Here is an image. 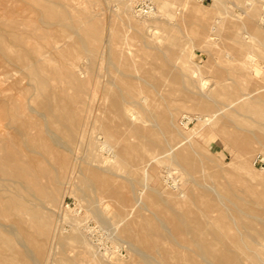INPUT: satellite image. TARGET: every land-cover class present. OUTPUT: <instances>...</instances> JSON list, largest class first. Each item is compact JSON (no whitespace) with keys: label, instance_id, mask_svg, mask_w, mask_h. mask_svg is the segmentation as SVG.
Masks as SVG:
<instances>
[{"label":"rangeland","instance_id":"rangeland-1","mask_svg":"<svg viewBox=\"0 0 264 264\" xmlns=\"http://www.w3.org/2000/svg\"><path fill=\"white\" fill-rule=\"evenodd\" d=\"M39 1L38 6L33 0H21L10 18L19 20L21 16L17 9L23 5L28 9L23 17L27 18L28 24L38 26L39 33L52 27L55 29L53 25L48 26L44 18V6L48 0ZM55 1L60 3V10L72 18L64 19L59 25L62 29L58 26L70 53L67 58L59 57V63L64 67L71 58L77 59L80 73L77 77L85 86L81 90L75 88L66 75L65 81L53 80L51 85L59 86L67 98L80 94L76 111L86 119V125L73 127L72 137L64 134L58 122L51 126L48 137L51 135L49 142L56 154H45L37 147V141L28 143L24 135L19 136L21 151L25 154L21 164L29 165L28 158L32 155L42 161L47 172L41 175L38 189L33 188L38 172L36 165L30 167L28 179L24 178L27 181L22 184L18 179L24 174L19 178L13 176L17 181L10 180L8 175H0V195H19L28 208L20 212L11 210L0 217L4 225L2 229L11 237L15 248L11 249V245L8 252L17 257V262L58 264L61 260H68L69 264H102L105 257L109 264H143L142 253L147 249L140 239L148 229L142 225L140 214L162 226L160 232L165 236H154L156 241L174 239L173 200H184L187 194L189 201L193 197H205V201L218 203V208L210 213L219 220V225L226 224L229 232L246 230L253 224L261 227L264 223V194L257 190L264 185V0H154L156 11L149 16L135 11L136 0H130L131 10H124L121 0ZM2 14L0 10V17ZM70 32H74L73 37ZM36 42L44 44L43 39L36 38ZM22 75L16 72L6 82L7 77L3 76L0 85L5 87L12 78ZM30 82L35 83L25 78L23 85ZM128 83L135 87V92L127 91ZM118 88L127 100V114L133 119L130 122L143 127L149 135L151 132L157 134L156 141L163 147L170 140H182V146L185 142H195L197 153L189 167L172 163L168 158L162 161L171 150L155 157L148 148L144 149L145 152L141 150L140 159L122 157L116 139L98 132L99 117L104 115L98 109L102 92L117 91ZM200 92H204L210 104L204 110L197 106ZM9 93L15 94L21 102H29L30 108L35 106L31 113L51 125L52 117L48 114L43 118L40 114L43 113L38 104L41 93L32 98L29 94H20L17 89ZM91 93L95 97L93 101ZM2 98L0 133L15 135L16 130L10 123L11 105L2 106ZM246 101L253 105L244 113L239 106ZM106 102L109 103L110 99ZM166 111L174 113L173 122L179 132L175 137L167 130ZM240 111L244 113L241 117L250 120L248 127L260 140L248 155L213 126V122L220 120L227 128H233L235 120L228 113ZM212 112L217 114L214 120L204 125L196 118ZM108 114L112 125L122 123L123 116L119 111L112 108ZM170 127L174 128L172 124ZM132 140L141 142L134 136ZM5 141L0 144L14 147L15 141L9 142L10 138ZM64 153L68 154L72 166L65 171L61 157ZM95 165L126 178L119 177L120 181L131 179L135 184L134 194L123 208L118 199L109 197L110 193H106L98 180L87 178V168ZM138 167L144 168L145 174ZM9 170L12 172L13 168ZM59 171L62 173L57 176ZM222 215L226 217L223 221L219 219ZM249 215H256L259 219L249 222ZM126 228L135 236L130 237ZM189 236L192 238L191 234ZM258 241L257 245L264 253V236ZM201 254L195 248L187 251L196 264L219 263L220 252L216 246L212 253L205 251V259Z\"/></svg>","mask_w":264,"mask_h":264},{"label":"bare ground","instance_id":"bare-ground-1","mask_svg":"<svg viewBox=\"0 0 264 264\" xmlns=\"http://www.w3.org/2000/svg\"><path fill=\"white\" fill-rule=\"evenodd\" d=\"M20 1L21 0H0V10L3 13L2 17H0V82H2L1 78H3V76L7 77L4 80L6 82L16 72H21L23 74L22 77L16 79L12 78L10 84L5 87L0 85V96H1L0 98H2V95L4 94L3 95L4 99L2 98L3 101L1 102V105L2 106H7L8 104L11 105L10 108L12 111H10L11 112L10 123L11 126L16 130L15 135L12 133L7 135H3L2 133H0V141L4 142L6 139L9 138H10L9 142H11V140L15 141V143L13 142L14 143L13 148L6 145L3 146L2 144H0V175L1 174L8 175V178L10 177V180L13 179L17 181L16 180L17 178L15 179L14 177L19 178L21 174H24L21 175L20 180L18 179V182L22 184V182L27 181L24 180V178L28 179L27 177L30 174L29 172L30 167L36 165L38 172L36 170L37 175L35 177L36 181L35 184L33 185V188L38 189L41 187L40 177L41 175H43V172L46 171V168L44 167L41 160H39L38 158L32 155L29 156L28 158L30 160L29 165L25 166L21 164L22 163L21 160L23 159L25 154L21 151V143H20L21 140L19 139V136L24 135L27 138L28 143L37 141L38 142L37 147L40 150H42L45 154H51V153L56 154L57 151H55L53 144L49 142V137L51 135L48 137V130L50 129V127L54 126V124L58 122L61 125L60 128L62 129L64 134H67L70 137H72L74 135L73 127L85 126L86 119L80 117L76 111V104L81 99L80 94L76 96H71L68 94L69 98H67L66 94H64L60 90L59 86L51 85V81L54 80L58 83L63 82L65 81L64 75H66L68 80L74 84V87L78 88L79 90H81L85 86V83L83 81H80L79 78L77 77L79 73L77 70L78 69L77 67L79 66L77 59L71 58L69 63L66 64L64 67L61 66L62 64L59 63V57L70 54L68 43L66 45H64L65 43H63L64 34L62 36L60 35L61 32L60 33L58 32V30L60 29L59 27H61L59 25L63 23L66 17H68L69 19L72 18H70L69 15L66 14L67 12L65 13V11L63 12L62 10H60L59 2L55 0H48V3L45 4L44 6V18H46L45 20L48 22L49 24L48 26L51 27L53 25L56 28L53 29L52 27V29L50 28L45 32L39 33L40 28L38 26H32L28 24L27 18L23 17V15H25L23 13L26 10H28L27 7L22 5L19 7V9H17L20 12V16H21L19 17L20 18L19 20L18 19L13 20L12 18H10L9 15L15 14L16 12L15 6ZM33 1L36 5L38 6L40 5L39 0H33ZM121 3L124 10L125 8L131 10L132 3L130 2V0H121ZM62 28L63 27H61V29ZM73 33L71 35L72 37L74 35ZM68 36L70 37V35ZM88 37H90V35ZM262 37L264 38V34H262ZM36 38L43 39L44 44L37 43ZM66 42H68V38ZM79 42L82 43L83 39L81 41L79 40ZM119 53L121 54L122 50ZM118 54H116V57ZM124 60L125 59H123V61ZM193 72H195V70ZM198 72L199 71H197V75H199ZM25 78L27 80L29 78L35 83L31 84L30 82V84L25 83L26 85H23V81L25 80ZM128 84L129 85H127V91L135 92L136 90L135 87L133 85H130V83ZM48 87L51 88L49 92L46 93L45 91L46 94L44 95L43 91L46 90ZM15 89H17L20 94L24 93L25 96L29 94L31 98L33 97V95L35 97H38L41 93L42 98L40 97L38 104L40 109L43 111V113L40 114L43 115V118H45L46 115L49 114L52 117L51 125L45 123V121H42L39 116L38 118L36 115H34V113H31V108L34 112L35 106L30 108L29 102L26 101L21 102L19 97L15 98L16 97L15 94L13 95L9 93ZM118 89L119 90L117 91L106 90L102 92V97H101L102 101L98 109L100 113L103 112L104 115L99 117V120L101 119L100 120L101 124L100 126H98V132L102 134H106L108 138L116 139V142L119 143L120 145L119 146L120 148L118 147L119 148L118 153L122 157L127 156V157H132L133 159H138L141 150L144 151V149H148V148L151 150L152 154L155 157H157L158 154L165 153L168 150H171V153L169 152L170 155L167 156L162 161H166V159L168 158V160L172 163L184 164L185 166L189 167L192 164L194 154L197 153L195 152V142L193 141H190L189 143L185 142V145L182 146L181 144L184 141L182 142V140H180L178 142H174L170 140L168 141L167 145L163 147L161 143H158L156 141L159 137L157 134L151 132L149 135L147 134L148 133L147 130L145 131L143 127L132 124L130 122L133 119L131 116H129V114H127L128 107L125 103L127 100L125 99V97H123L125 96L124 94L122 96L120 88ZM198 90L200 91V88ZM201 94H199L201 97L199 98V102L197 103V106L201 110H204L205 108H208L210 104L206 100V95H204V92L202 95ZM57 95L59 96V98ZM92 95L93 94L91 93L90 94L91 101H93L95 98ZM108 99H110L109 103L106 102ZM252 105H253L252 102L246 101L239 106L240 107L239 109L243 110L244 113H247L248 112L247 109L251 108ZM112 108L119 111L123 116V121L119 125L118 124L112 125L110 123L112 119L108 113ZM241 112L242 111L237 113L241 114ZM237 113L236 112L228 113V115L232 116L235 120L234 121L235 125L233 126V128H227L225 126L224 121L220 122V120H216L215 122H213V126L214 129H217L219 133H221L223 136H225L227 139L233 142V144H235L237 147H239L240 150L245 155H248L253 151L256 142L260 140L259 138L257 140V136L255 135V132L248 127L249 124H251L250 120L248 118L241 117L244 115V113H242L241 115H237ZM216 115H217L216 113L212 112V114L206 113L204 115H199L196 118L200 123H202V125H204L205 123L213 121ZM164 118H166V121L168 122L167 123L168 132L172 135V137H175L176 134H178L179 132L176 131L177 129H175V124L173 122L174 120L173 111H166ZM190 119H192V117ZM169 123L172 124L174 128H171ZM217 125L219 126L218 128L216 127ZM136 133H139V135L137 136ZM133 136L139 138L141 142H133L132 140ZM101 144H103V142ZM1 151H3L2 154ZM61 157L63 162L62 163L63 170L64 171L67 169L69 170V168H71L72 166L70 165V161H69L70 159L68 154L64 153ZM77 166H79V164ZM9 168H13V171L10 172ZM138 168H140V170L143 171V173L145 174L144 168L143 170L141 169V167ZM59 170H61V166ZM71 171H73V169L70 170V172ZM56 173L57 176H60L62 172L59 171ZM87 174H88L87 178L92 177L98 180L100 186L105 189L106 193L108 194L110 193L109 197L112 196L118 199L121 208H123L125 203L130 199L132 193L134 194L135 184L133 183V181H131V179L125 182L120 181L118 178L122 176L116 174L113 170L111 171L104 170V168H99L98 166L89 167L87 168ZM25 186H27V183ZM263 190H264V185L263 188L261 190H257V192L261 193L262 191V194H264ZM188 196L189 195L187 194V197L184 200H179V199L177 200L175 198L173 200L174 210H173L172 219L174 221V226H173L174 239H164V240L156 241V238L154 236L156 235L165 236L164 232H160L162 226L160 225V223L158 224L153 219L147 218L143 214H140V220L142 222V225L148 229V233L141 235L142 238L140 239V241L143 244H145L147 249L146 253L141 251L143 252L142 253L143 256L141 255L144 259L143 264H196L193 262L192 257L187 255L188 250L192 248L198 249L205 256V251L212 253L215 249V246L220 252V254L217 257V260L219 262L218 264H264V256H263L264 253L262 251V248H260L257 245V242L259 243L258 239L264 236V223H262L261 227H257L258 225L256 226L255 224H253L250 227H248L246 230H241L239 232H229L226 230L225 227L226 224L219 225L218 224L219 220L217 221V219H215L210 213L211 210L218 208V203H215L213 201H205V197H198V199H194L193 197L192 201H189ZM55 200L56 197L54 196L53 201ZM138 200L139 199H137V202H139ZM187 201L190 202V204H187ZM23 209L28 210L27 204L22 198L19 197V195H15V196L0 195V217L6 214V212H11V210L20 212ZM225 218L226 217L222 215L219 219L223 221ZM247 219L249 220V222H251L253 221V219L257 220L259 218L256 215H249L247 216ZM3 226L4 225L1 224L0 221V264H21L19 261H18L19 263L17 262L16 260L17 257L14 254L8 252V250L12 247L11 245L13 244H11V241L9 239L10 236L8 237V235L4 233L5 231L2 229ZM126 232L129 234L130 237L135 236L134 232L133 231L131 232L130 230H128V228H126ZM190 234L193 239L190 238L189 236ZM88 244L87 247H91L90 246L91 244L90 245ZM11 249H15L14 245L13 248ZM95 254L94 257L97 258ZM153 254H155L156 256H154ZM202 254L201 256H203ZM24 256L26 255L24 254ZM110 256H112V254ZM110 256H108L109 259L111 258ZM66 257L68 258L70 256H66ZM205 258L206 256L204 257V259ZM102 259H103L102 264L110 263L108 259L105 260V257ZM67 261L61 260L59 261L58 264H69Z\"/></svg>","mask_w":264,"mask_h":264},{"label":"built area","instance_id":"built-area-1","mask_svg":"<svg viewBox=\"0 0 264 264\" xmlns=\"http://www.w3.org/2000/svg\"><path fill=\"white\" fill-rule=\"evenodd\" d=\"M135 11L142 16L154 14L156 11L154 0H136ZM262 21L264 22V12L262 15Z\"/></svg>","mask_w":264,"mask_h":264}]
</instances>
